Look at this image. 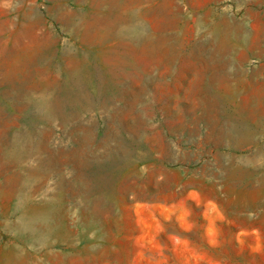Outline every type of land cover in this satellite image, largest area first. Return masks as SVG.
<instances>
[{"label": "rangeland", "instance_id": "rangeland-1", "mask_svg": "<svg viewBox=\"0 0 264 264\" xmlns=\"http://www.w3.org/2000/svg\"><path fill=\"white\" fill-rule=\"evenodd\" d=\"M261 34L264 0H0V264H264ZM70 68L93 99L125 88L86 130L35 98L59 85L49 104L75 112ZM17 133L61 150L58 173L15 165ZM86 134L97 158L76 162Z\"/></svg>", "mask_w": 264, "mask_h": 264}, {"label": "bare ground", "instance_id": "bare-ground-1", "mask_svg": "<svg viewBox=\"0 0 264 264\" xmlns=\"http://www.w3.org/2000/svg\"><path fill=\"white\" fill-rule=\"evenodd\" d=\"M236 31H237V33L238 34H240L241 36H242V33H243V25L241 24V23H237L236 24ZM125 32V31H124ZM127 33V32H126ZM121 35H123V32L121 33ZM125 35V34H124ZM127 36H128V34H126ZM124 36V37H127V36ZM132 36V35H131ZM123 37V38H124ZM129 37H130V35H129ZM131 38V37H130ZM132 39V38H131ZM247 44H249V47L251 48L250 50L252 51V52H254V51H256V53H260V54H264V34H261L260 35V37L259 38H257V39H249V41H245ZM249 42V43H248ZM206 47V46H205ZM202 49H203V47H202ZM201 49V50H202ZM199 52H200V50H198ZM169 52V51H168ZM203 52V50L200 52V53H202ZM146 53V52H145ZM198 53V52H197ZM205 53H209V52H205ZM211 53H209V54H207V55H210ZM153 56V55H152ZM212 58L213 57H217V55L215 56V54L214 55H210ZM206 58V57H205ZM178 59V58H177ZM204 59V58H203ZM217 59V58H216ZM220 59V58H219ZM218 59V60H219ZM207 60H209L208 58H207ZM210 62L211 61H213V64H215V62L217 61H215L214 62V60L212 59H210L209 60ZM209 62V63H210ZM202 63H205V62H203L202 61ZM207 63V62H206ZM205 63V64H206ZM217 63V62H216ZM219 63V62H218ZM218 63H217V65H218ZM80 64V63H79ZM85 64V63H84ZM208 65V64H207ZM220 65V64H219ZM78 66V65H77ZM206 66V65H205ZM216 66V65H215ZM221 66H223V64L221 65ZM262 66V65H261ZM80 68V67H79ZM128 68H129V66H128ZM223 68H224V66H223ZM240 68V67H239ZM221 69V67H219V70ZM227 69V68H226ZM243 69H245V68H243ZM242 69V70H243ZM262 69V68H261ZM260 69V70H261ZM214 70L215 69H213V72H214ZM222 70V69H221ZM241 70V71H242ZM81 70L80 69H67V70H65V72H66V75L68 76V82L69 83H71V84H73L72 86H76L77 88H78V90L74 93V95H73V97H74V102H71V104L73 105H75V107H76V111L75 112H73L72 114H68V115H66L65 113H63V107L59 104V102H58V104L57 105H55V106H51L49 103H50V101H48V99L50 98V97H53V95H54V93L57 91V88L59 87V85H57L58 87H43V88H41L40 87V89H37V96L35 97L37 100H40L42 103H44V105L41 107V108H43L45 111H44V117L42 118V121H43V119H44V122L46 123V124H48V125H52L51 123H52V121L54 120V118H57V119H60V121L61 122H63L64 124H68L69 122H73L74 123V125L73 126H75L76 128H81V130H83V128L86 130L87 128H85V126L84 125H86V124H84V120L82 119V117H83V115H85V114H88V112H91V111H95V110H106L107 111V108H109V107H111L113 104H114V102H116V100H120V97L122 96V94H123V92H124V89L122 88L123 87V84L120 82V80L119 81H116L117 82V84H118V86H119V84L121 85V87H119V88H117L118 90H117V92H116V94L114 95V96H112V97H109V98H103L102 97V95H101V93L99 92V94H98V96L97 97H94V99H93V97H90V95H89V91H88V89H87V85L84 83L85 81V75H81V74H79V72H80ZM217 71H218V69H217ZM228 71V70H227ZM222 72V71H221ZM223 73V72H222ZM228 73H230V72H228ZM232 73H233V71H232ZM236 73V72H235ZM243 74H244V72H242ZM228 75V74H227ZM235 75V74H234ZM239 76V75H238ZM246 76V75H245ZM244 76V77H245ZM256 72H252L251 74H247V77H248V81H250L251 82V80H252V82H253V79L254 78H256ZM227 77V76H226ZM230 77V76H229ZM228 77V78H229ZM236 77V76H235ZM240 77V76H239ZM88 78V77H87ZM233 78V77H232ZM89 79V78H88ZM118 79V78H117ZM231 78H229V80H230ZM259 79V78H258ZM113 80V79H112ZM234 80H235V78H234ZM233 80V81H234ZM236 80H237V78H236ZM240 80V79H239ZM238 80V81H239ZM232 81V80H231ZM242 81V80H241ZM245 81H247V80H245ZM244 81V82H245ZM88 82V81H87ZM229 83H231L232 84V82H229ZM236 83V82H235ZM240 83V82H239ZM241 84V83H240ZM239 84V85H240ZM56 84H54L53 86H55ZM49 86V85H48ZM125 87V86H124ZM226 87H228L227 85H226ZM226 87H224V88H226ZM240 87L238 86L237 87V89H239ZM36 89V88H35ZM59 90V89H58ZM227 90V89H226ZM16 92H18V91H16ZM22 92V91H21ZM134 92V91H133ZM229 92V91H228ZM242 92V91H241ZM141 93V92H140ZM231 93V92H230ZM10 94H11V92H10ZM21 94H23V93H21ZM21 94H20V96H21ZM24 94H25V92H24ZM23 94V95H24ZM242 94V93H241ZM9 95V94H8ZM23 95H22V97H23ZM16 96V95H15ZM18 96V95H17ZM238 96V95H237ZM236 96V97H237ZM10 97V96H9ZM21 97V98H22ZM136 97H137V95H136ZM139 97V96H138ZM138 97H137V100H138ZM17 98V97H16ZM240 98V97H239ZM136 99V98H135ZM23 100V99H22ZM21 100V101H22ZM25 100V99H24ZM12 101V100H11ZM14 101V100H13ZM16 101H18V100H16ZM25 102V101H24ZM13 103V102H12ZM15 103V102H14ZM56 104V103H55ZM261 105H262V103H260ZM264 104V103H263ZM14 105V104H13ZM17 105V104H16ZM62 105H64V103L62 104ZM260 105V106H261ZM66 106V105H65ZM254 106V105H253ZM253 106H251V108L253 107ZM256 106V105H255ZM262 107V106H261ZM114 108V107H113ZM254 108V107H253ZM257 108H259L258 106H257ZM74 109V108H73ZM115 110H113V111H116V108H114ZM118 109V108H117ZM262 109V108H261ZM112 110V109H111ZM252 110V109H251ZM255 110V109H254ZM253 111V110H252ZM257 112V111H256ZM114 113V112H113ZM84 118V117H83ZM111 118V117H110ZM38 119H40V118H38ZM112 119V118H111ZM56 120V119H55ZM110 120V119H109ZM236 120V119H235ZM113 121V120H112ZM223 121V120H222ZM238 120H236V122H237ZM60 122V123H61ZM225 122V121H224ZM242 122V121H241ZM86 123V122H85ZM228 123V122H227ZM70 124V123H69ZM111 124V123H110ZM223 124V123H222ZM231 124V123H230ZM246 124V123H245ZM262 124V123H261ZM54 125V124H53ZM62 125V124H61ZM114 125V124H113ZM217 125V124H216ZM223 125H225V123L223 124ZM6 126V125H5ZM63 126V125H62ZM71 126V125H70ZM115 126V125H114ZM220 126H221V124H220ZM243 126V125H242ZM242 126H241V128H242ZM65 127V126H64ZM213 127H215V126H213ZM223 127V126H222ZM227 127V126H226ZM228 127H229V125H228ZM231 127V126H230ZM248 127V126H247ZM264 127V126H263ZM111 128H113V126L111 127ZM238 128V127H237ZM67 129V128H66ZM218 129V128H217ZM222 129V128H221ZM220 129V130H221ZM227 129V128H226ZM231 129H233V125H232V128ZM230 129V130H231ZM46 130V129H45ZM51 130V129H50ZM238 130V129H237ZM240 130V129H239ZM19 131V130H18ZM37 131V130H36ZM76 131V130H75ZM112 131V130H111ZM218 132H219V130H217ZM228 131V130H227ZM242 131V130H241ZM9 132V131H8ZM21 132V131H20ZM19 132V133H20ZM39 132V131H38ZM38 132H36L37 134H38ZM70 132V131H69ZM72 132V131H71ZM77 132V131H76ZM85 132V131H84ZM83 132V133H84ZM236 132V131H235ZM77 133H80V131L79 132H77ZM222 133H223V131H222ZM232 133V132H231ZM241 133V132H240ZM244 133V132H243ZM242 133V134H243ZM39 134H40V132H39ZM85 134V133H84ZM108 136L107 137H105L104 139H103V143L106 145L107 144V142L109 141V139H110V134L108 133V131H107V133H106ZM218 134V133H217ZM227 134H229V133H227ZM239 134V133H238ZM248 134V133H247ZM251 134V133H250ZM249 134V135H250ZM22 135V134H21ZM226 135V134H225ZM237 135V134H236ZM248 135V136H249ZM29 136V135H28ZM75 136V135H74ZM216 136V135H215ZM223 136V135H222ZM227 137H228V135H226ZM232 136H234V135H232ZM243 136V135H242ZM247 136V135H246ZM246 136H243V137H246ZM247 136V137H248ZM31 137V136H30ZM40 137V136H39ZM224 137V136H223ZM235 137V136H234ZM233 137V138H234ZM239 137V136H238ZM241 137V136H240ZM246 137V138H247ZM32 138V137H31ZM38 138V137H37ZM214 138V137H213ZM218 138H219V136H218ZM245 138V139H246ZM252 138H253V136H252ZM224 139V138H223ZM229 139V138H228ZM251 139V138H250ZM27 140V139H26ZM31 140V139H30ZM34 140V139H33ZM36 140V139H35ZM34 140V141H35ZM38 140V139H37ZM36 140V141H37ZM219 140H221V139H219ZM218 140V141H219ZM236 140V139H235ZM248 140H249V138H248ZM32 141V140H31ZM30 141V142H31ZM39 141V140H38ZM41 141V140H40ZM218 141H217V143H218ZM241 141V140H240ZM239 141V143H241ZM258 141V140H257ZM29 142V144L31 145V150H27L26 148L28 147H24L25 146V143H24V140H23V137H21L20 135H18V133H17V135H13L12 136V139H11V141H10V143H9V148H8V151L10 150V149H16V150H20V152H19V157H18V159L17 160H14V162H15V165H18V166H20V167H22V168H25V166H24V163L25 162H27V161H30V159H32L33 160V156H34V159H36V161H42L43 162V164H44V168H46V169H42V168H40V167H38L37 169H36V171L38 170V172H39V174H41L42 176L43 175H47V172H49L50 171V173H58V167H59V164H58V162H57V158H55V157H58L60 154H62L61 153V150H59V149H56V150H51L50 149V147H49V144H43V145H41L40 146V142H38L39 143V145H37L35 142H33V144H31ZM42 142V141H41ZM89 142H90V137L86 134V135H82L80 138H79V143H78V146L77 147H75V148H73V149H71L70 151H69V156H70V154H71V158H73L76 162H78V160H79V162L80 161H82V162H86V163H89L88 161H89V159H94V158H97V156H96V153H94V152H92V151H90V150H88V148H89V146L88 145H90L89 144ZM216 142V141H215ZM224 142V141H223ZM238 142V141H237ZM246 142H248V141H246ZM48 143V142H47ZM102 143V142H101ZM28 145V144H27ZM1 149V148H0ZM4 149V148H3ZM110 149V148H109ZM64 151V150H63ZM1 152V151H0ZM14 152V155L13 156H15V151H13ZM10 153V152H9ZM65 153V152H64ZM4 155L3 156H5V153H3ZM18 154V153H17ZM41 154H45V156H41ZM67 154V153H66ZM18 156V155H17ZM68 156V155H67ZM92 156V158H89V157H91ZM1 157V156H0ZM3 159H4V157H2ZM2 158H1V160H2ZM89 158V159H88ZM6 159V158H5ZM76 159H78V160H76ZM61 160V159H60ZM69 160V159H68ZM7 161H8V159H7ZM34 161V160H33ZM33 161H31L32 163H33ZM73 161V160H72ZM13 162V163H14ZM42 162H41V165H42ZM5 163V162H4ZM12 163V164H13ZM35 163V162H34ZM25 164H27V163H25ZM78 164V163H77ZM40 165V164H39ZM60 165H61V162H60ZM76 164L74 163V166H75ZM10 166V165H9ZM30 166H31V163H30ZM36 166V165H35ZM34 167V166H33ZM76 167V166H75ZM7 168V167H6ZM16 168V167H15ZM29 168H32V166L31 167H29ZM61 168V167H60ZM59 168V169H60ZM80 168H81V165H80ZM4 169V168H3ZM3 169H1V170H3ZM9 169V168H8ZM12 169V168H11ZM85 169V168H84ZM6 170V169H5ZM10 170V169H9ZM35 170V169H34ZM33 170V171H34ZM31 171V170H30ZM30 171H29V173H30ZM84 171V170H83ZM86 171V170H85ZM5 172H7V171H5ZM18 172V171H17ZM32 172V171H31ZM59 172H60V170H59ZM82 172V171H81ZM0 173H2V172H0ZM19 173V172H18ZM23 173H24V171L22 172V175H23ZM45 173V174H44ZM84 173V172H83ZM4 174V173H3ZM16 174V173H15ZM21 174V173H20ZM26 174V173H25ZM30 174H33V173H30ZM82 174V173H81ZM1 175V174H0ZM5 175V174H4ZM12 175V174H11ZM11 175H9L10 177H11ZM36 175H37V173H36ZM35 175V176H36ZM40 175V176H41ZM18 176V175H17ZM20 176V175H19ZM18 176V177H19ZM26 176H27V174H26ZM52 176V175H51ZM54 176V175H53ZM78 176H80V175H78ZM82 176V175H81ZM13 177V176H12ZM18 177H17V180H18ZM23 176H21V178H22ZM29 177H31V176H29ZM29 177H27V178H29ZM47 177V176H46ZM48 177H49V175H48ZM47 177V178H48ZM83 177H85L84 175H83ZM26 178V177H25ZM32 178V177H31ZM15 179V178H14ZM20 179V178H19ZM63 179V178H62ZM62 179H61V181H62ZM84 179V178H83ZM17 180H16V182H17ZM21 180V179H20ZM29 180H32V179H30L29 178ZM46 180V179H45ZM28 181V180H27ZM41 181H43V180H41ZM41 181H39V182H41ZM73 181V180H72ZM82 181L84 182L85 180H82V178L80 177H77V179L75 180V182L76 183H74L76 186H80L81 184H83L82 183ZM59 182V181H58ZM70 182V181H69ZM22 183H23V181H22ZM47 183V182H46ZM60 183V182H59ZM15 183H13V185H12V187L13 186H15L14 185ZM63 184V183H62ZM68 184H70V183H68ZM17 185V184H16ZM37 185H39V183H37ZM36 185V186H37ZM43 185V184H42ZM19 185H17V187H18ZM23 186V185H22ZM34 186V185H33ZM44 186V185H43ZM63 186H65V184H63ZM74 186V185H73ZM72 186V187H73ZM31 187V186H30ZM61 187V186H60ZM60 187H58V189L60 188ZM69 187V186H68ZM20 188V187H19ZM39 188V187H38ZM37 188V189H38ZM41 188V187H40ZM39 188V189H40ZM49 188V187H48ZM62 188V187H61ZM60 188V189H61ZM75 188V187H74ZM81 188H83V186L81 187ZM80 188V190H82L83 191V189H81ZM88 188V187H87ZM86 187H85V189H87ZM24 188H22V191H24L23 190ZM65 189V188H64ZM20 190V189H19ZM18 190V191H19ZM31 190V189H30ZM62 190V189H61ZM66 190H67V188H66ZM72 190H74V189H72ZM78 190V189H77ZM76 190V191H77ZM17 191V192H18ZM39 191V190H38ZM79 191V190H78ZM85 191H87V190H85ZM101 191V190H100ZM15 192H16V189H15ZM15 192H13L14 194H15ZM34 192H35V190H34ZM46 192H47V190H46ZM58 192V191H57ZM61 192V191H60ZM69 192H70V190H69ZM73 192V191H72ZM71 192V193H72ZM94 192V191H93ZM102 192V191H101ZM12 193V194H13ZM25 193H27V191L25 192ZM56 193V192H55ZM70 193V194H71ZM81 193H83V192H81ZM87 193V192H86ZM20 194H23V193H21V191H20ZM83 194H85V193H83ZM88 194V193H87ZM90 194H93V193H90ZM68 195V194H67ZM75 195V194H74ZM89 195V194H88ZM87 195V196H88ZM44 196V195H43ZM53 196H54V194H53ZM60 196V195H59ZM86 196V195H85ZM87 196H86V198H87ZM11 197H14V196H11ZM27 198V197H26ZM98 198H100L99 196H97V199ZM12 198H10L9 200H11ZM18 199V198H17ZM58 199V198H57ZM4 200V199H3ZM95 201H97L96 199H94ZM14 201V200H13ZM91 201V200H90ZM98 201H99V199H98ZM91 202H93V201H91ZM55 203V202H54ZM59 203V202H58ZM84 203V202H83ZM11 204V203H10ZM9 204V205H10ZM19 204V203H18ZM61 204V203H60ZM102 204V203H101ZM89 205V204H88ZM19 206V205H18ZM2 207V206H1ZM58 207V206H57ZM6 208H8L7 206H6ZM21 208V207H20ZM56 208V207H55ZM3 209V208H2ZM33 209H35V208H33ZM32 209V210H33ZM6 210V209H5ZM16 210V209H15ZM28 210V209H27ZM8 212V211H7ZM6 212V213H7ZM16 212V211H15ZM34 212H35V210H34ZM37 212V211H36ZM39 213H40V211H39ZM38 213V214H39ZM48 214V213H47ZM42 215V214H41ZM25 216V215H24ZM34 217V216H33ZM49 217V216H48ZM35 219V218H34ZM41 219V218H40ZM45 220L47 219V218H44ZM67 219V218H66ZM44 220V221H45ZM48 220V219H47ZM30 221L31 220H29V223H30ZM41 222H43V221H41ZM28 223V222H27ZM32 224V223H31ZM35 224H36V222H35ZM22 251V250H21ZM12 252H13V250H12ZM18 253V252H17Z\"/></svg>", "mask_w": 264, "mask_h": 264}]
</instances>
